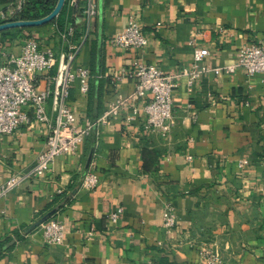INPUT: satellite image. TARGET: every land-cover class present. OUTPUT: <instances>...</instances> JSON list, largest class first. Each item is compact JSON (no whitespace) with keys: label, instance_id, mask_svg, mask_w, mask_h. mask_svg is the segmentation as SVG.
I'll return each instance as SVG.
<instances>
[{"label":"crops","instance_id":"obj_1","mask_svg":"<svg viewBox=\"0 0 264 264\" xmlns=\"http://www.w3.org/2000/svg\"><path fill=\"white\" fill-rule=\"evenodd\" d=\"M95 1L89 24L87 0H79L66 40L68 27L60 32L55 24L32 38L57 55L80 47L75 64L91 70V88L83 93L75 81L69 103L81 124L96 122L121 96L126 103L77 152L57 157L45 176L0 199V241L14 240L0 264H198L203 247L221 253L225 264H264V74L209 70L192 84L188 74L193 40L210 50L202 64L211 68L232 63L245 44L264 43V0ZM131 18L149 38L141 50L110 42ZM136 60L176 76V124L166 137L146 129L148 100L130 98ZM47 133V124L33 118L0 134V183L34 167ZM88 172L99 177L94 189L83 185ZM167 205L177 215L170 229ZM119 208L114 223L110 214ZM54 209L65 239L48 245L42 224L29 229Z\"/></svg>","mask_w":264,"mask_h":264},{"label":"built area","instance_id":"obj_2","mask_svg":"<svg viewBox=\"0 0 264 264\" xmlns=\"http://www.w3.org/2000/svg\"><path fill=\"white\" fill-rule=\"evenodd\" d=\"M26 0H14L0 9V24L15 21V16L22 10ZM77 7L79 0H71ZM97 14L95 0H87L84 15L87 23ZM74 35L73 27L61 33L64 40ZM113 46L125 50H141L148 45L149 38L142 26L131 18L128 25L111 37ZM194 68L189 72L192 84L202 73L212 70L216 75L223 72L233 73L238 68L248 75L264 74V43L243 45L236 53L235 60L219 67L211 68L202 64L210 55L206 47L198 46L193 40ZM2 46V45H1ZM0 46V48H2ZM4 47V46H3ZM80 47L70 45L68 50L59 55L52 47H45L36 38L26 40L17 52L4 51L0 55V134H11L21 125L34 120L47 124L48 133L45 147L40 152L37 162L29 171L20 173L0 183V199L18 187L24 181L38 176H45L55 159L61 155L75 153L86 137L99 125L110 124L119 116L126 98L119 97L110 103L96 122L81 124L70 106L71 88L79 82L83 93L90 91L91 70L83 65H76ZM55 70V73L52 71ZM187 74V73H186ZM130 75L136 79V87L130 96L132 100L147 99L144 110L147 115L146 129L166 137L176 124L173 114V93L177 87L176 76L167 74L153 64L136 60ZM51 101V111L48 103ZM135 112L137 110L135 109ZM32 114V115H31ZM240 162L243 167L247 164ZM99 177L88 172L83 180L86 189H94ZM62 190H59L61 193ZM122 208L110 214L112 222L117 223ZM177 224V215L171 205L164 213V225L173 228ZM43 236L48 245H59L65 239L64 223L57 218H50L42 224ZM198 264H225L221 253L212 248L203 247L199 251Z\"/></svg>","mask_w":264,"mask_h":264},{"label":"trees","instance_id":"obj_3","mask_svg":"<svg viewBox=\"0 0 264 264\" xmlns=\"http://www.w3.org/2000/svg\"><path fill=\"white\" fill-rule=\"evenodd\" d=\"M14 0H0V9L5 8L9 3L13 2ZM71 0H66L65 5L58 15L53 21L47 23L42 26L37 27H19L8 29L0 32V38H3L8 35L10 32L14 31L15 34L18 33L19 36L26 37V34L33 35L34 32H38L41 28L49 26L51 24H55L57 29L60 32H63L66 27H69L73 22L72 14L78 11L77 7H74L70 4ZM58 0H26L24 3L22 10L18 12L15 16V20H37L46 17L49 15L54 8L56 7ZM91 88V86H90ZM68 201L64 198L62 203L60 204V209H62ZM52 215L50 218H54ZM49 218V219H50ZM16 238H21L22 235L20 233H15ZM14 245V240L12 237H8L5 240L0 241V257L1 255L6 252L7 250L11 249ZM175 264V263H170Z\"/></svg>","mask_w":264,"mask_h":264},{"label":"water","instance_id":"obj_4","mask_svg":"<svg viewBox=\"0 0 264 264\" xmlns=\"http://www.w3.org/2000/svg\"><path fill=\"white\" fill-rule=\"evenodd\" d=\"M66 0H58V3L56 5V7L54 8V10L47 15L44 18L41 19H37V20H15V21H9L3 24H0V32L4 31V30H8V29H13V28H19V27H37V26H42L45 25L47 23H50L51 21H53L56 17H58V15L60 14V12L62 11L64 5H65ZM56 212V210H52L49 213H47L44 217H42L41 219H39L36 223H34L29 230L43 224L48 218H50L54 213Z\"/></svg>","mask_w":264,"mask_h":264},{"label":"rangeland","instance_id":"obj_5","mask_svg":"<svg viewBox=\"0 0 264 264\" xmlns=\"http://www.w3.org/2000/svg\"><path fill=\"white\" fill-rule=\"evenodd\" d=\"M26 37L19 36L18 33L15 34L14 31L10 32L8 35H6L3 38H0V55L5 50L9 52H17L19 50L20 45H22L23 42H25L28 39H31L32 36L29 34H26ZM4 46V47H3Z\"/></svg>","mask_w":264,"mask_h":264}]
</instances>
